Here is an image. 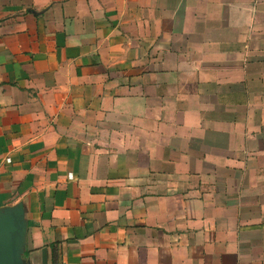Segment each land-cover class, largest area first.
<instances>
[{"label": "crops", "instance_id": "0c3cea01", "mask_svg": "<svg viewBox=\"0 0 264 264\" xmlns=\"http://www.w3.org/2000/svg\"><path fill=\"white\" fill-rule=\"evenodd\" d=\"M30 264H264V0H0V207Z\"/></svg>", "mask_w": 264, "mask_h": 264}, {"label": "water", "instance_id": "95a60500", "mask_svg": "<svg viewBox=\"0 0 264 264\" xmlns=\"http://www.w3.org/2000/svg\"><path fill=\"white\" fill-rule=\"evenodd\" d=\"M22 202L0 207V264H30L25 257L28 221ZM42 264L46 249L41 250Z\"/></svg>", "mask_w": 264, "mask_h": 264}]
</instances>
